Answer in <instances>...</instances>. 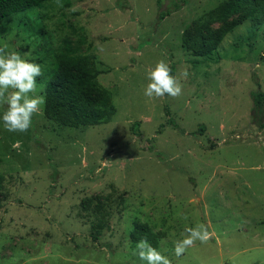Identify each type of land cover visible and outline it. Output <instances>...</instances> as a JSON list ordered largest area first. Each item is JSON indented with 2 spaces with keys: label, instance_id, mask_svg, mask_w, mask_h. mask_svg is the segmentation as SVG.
Here are the masks:
<instances>
[{
  "label": "rangeland",
  "instance_id": "1",
  "mask_svg": "<svg viewBox=\"0 0 264 264\" xmlns=\"http://www.w3.org/2000/svg\"><path fill=\"white\" fill-rule=\"evenodd\" d=\"M222 1L188 0L160 21L172 0L46 1L0 20V47L40 64L38 94L56 54L77 53L115 109L70 127L43 106L27 133H14L0 104V264H146L133 255L136 223L162 235L154 247L172 264H264V116L261 126L252 119L250 95L256 81L264 91V24L245 11L205 21ZM201 23L203 36L228 31L194 56L182 38ZM160 60L189 73L178 98L143 94ZM165 106L183 132L157 131ZM197 225L208 241L177 257L175 242Z\"/></svg>",
  "mask_w": 264,
  "mask_h": 264
},
{
  "label": "trees",
  "instance_id": "2",
  "mask_svg": "<svg viewBox=\"0 0 264 264\" xmlns=\"http://www.w3.org/2000/svg\"><path fill=\"white\" fill-rule=\"evenodd\" d=\"M46 1L56 0H0V20L8 19L12 14L40 6ZM65 6H69V0H61ZM161 1L157 0L159 8ZM188 0H172V8L158 10L157 21L162 20L171 11L178 10ZM245 11L253 24H264V0H224L208 12L205 21L226 20L229 17ZM202 25L195 26L193 36L185 31L182 45L194 56H206L216 50L218 44L228 31V28H219L207 36H203ZM56 66L45 83L46 104L43 113L48 119L70 127L91 126L108 121L115 112L114 104L111 102V91L98 83L96 76L98 70L92 66L87 55L77 53L58 52L55 56ZM174 75L175 66L169 64ZM253 78L256 81L255 76ZM257 89L250 93L252 100V119L258 122L264 116V91L260 89L256 81ZM92 90L97 98L88 94ZM166 120L159 124L158 132L165 125H170L183 132L184 130L174 121L169 109L165 106ZM138 121L132 123L131 129L137 132ZM203 129L202 126L199 127ZM0 175V188L1 178ZM162 235L151 231L146 224L136 223L130 232L133 242L141 238H147L153 246L157 245Z\"/></svg>",
  "mask_w": 264,
  "mask_h": 264
},
{
  "label": "clouds",
  "instance_id": "3",
  "mask_svg": "<svg viewBox=\"0 0 264 264\" xmlns=\"http://www.w3.org/2000/svg\"><path fill=\"white\" fill-rule=\"evenodd\" d=\"M56 3L58 7H63L61 0H56ZM76 10L73 7L72 11ZM6 49L7 45L0 47V104L7 105L2 115L3 127L8 132L27 133L32 127L33 116L41 114L46 104V96L38 94L44 89V85H38L37 81L43 72L39 63L29 62L18 52H8ZM188 75L186 69L179 76L173 75L169 64L160 60L147 72L148 83L143 94L149 100L165 96L178 98L183 92L181 80L187 79ZM185 233L181 240L175 242L177 257L182 256L197 241L206 243L209 239L204 225L187 227ZM133 255L146 264H172L147 238L136 242Z\"/></svg>",
  "mask_w": 264,
  "mask_h": 264
}]
</instances>
